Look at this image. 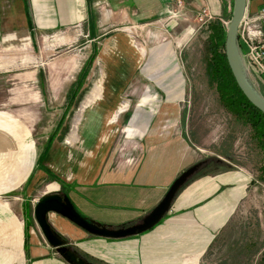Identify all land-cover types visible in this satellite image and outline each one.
I'll return each instance as SVG.
<instances>
[{"label": "crops", "instance_id": "crops-1", "mask_svg": "<svg viewBox=\"0 0 264 264\" xmlns=\"http://www.w3.org/2000/svg\"><path fill=\"white\" fill-rule=\"evenodd\" d=\"M9 2L5 12L0 0V46L15 40L20 45L22 37L21 45L33 53L26 60L30 72L22 77L31 87L23 89L20 103L44 112L47 125L56 115L60 134L46 140L42 156L27 136V147L11 163L17 172L5 173L0 196L20 198L22 207L16 208L23 217L14 223L11 206L0 205V264H15L21 253L16 264H67L34 219L33 207L45 194L64 193L83 219L118 229L140 222L198 163L162 220L141 234L105 239L56 214L48 222L90 264H230L231 258L256 264L264 256L256 181L223 158L197 159L202 151L188 144L180 127L188 101L181 53L195 32L190 22L203 9L211 20H221L232 13L234 0ZM248 3L252 11L264 7V0ZM38 37H45L40 56ZM81 37L89 51L61 52ZM75 119L84 127L81 141L78 127L72 130ZM69 143L79 144L73 150L65 147ZM7 164L1 172L10 171ZM46 172L61 184L48 182Z\"/></svg>", "mask_w": 264, "mask_h": 264}, {"label": "rangeland", "instance_id": "rangeland-1", "mask_svg": "<svg viewBox=\"0 0 264 264\" xmlns=\"http://www.w3.org/2000/svg\"><path fill=\"white\" fill-rule=\"evenodd\" d=\"M4 1L5 3L2 7H4V11L7 12L10 2L9 0ZM221 20L225 23L228 22L225 18H221ZM206 23H204L202 28L196 31V28L199 27L198 21L195 19V21L190 22V26L195 28V32L192 31V37L189 43L183 46V51L181 53L183 59L182 63L187 78L188 101H186L181 108L182 120L180 122V127L183 130V136L188 139L189 143H187L198 147L202 151V153L197 151V159L202 160L207 157H212L213 159H215L214 157L223 158L232 166L242 168L251 175L253 180L256 181L255 184L259 187L255 204L258 209L262 210V216H264V183L258 179L259 172H257V168L264 162V157L259 154L254 147L255 145L251 143L250 131L237 123L233 117L219 105L218 99L212 88L207 84L204 73L206 55L203 41L200 37V33L204 30ZM225 28L227 30V27ZM2 33H6L4 36H11V31H7L6 29H2ZM44 38L40 39V37H38L36 44L38 46L35 48V55L40 56ZM66 38H71V36L67 34ZM24 40L27 42L28 38L25 37ZM18 41L19 43L21 42L20 45L15 40L13 42H5L3 48L0 46V167L6 168L8 166V161L11 165L10 171H0V173H3L0 175V185L6 184L8 181L7 174L5 173L17 172H13L12 164L21 157L22 151L20 149L27 147L25 143L27 136L34 139L38 154L42 156L44 147L46 146V140L51 136H53V138L55 137V140H57L60 134V132H57L58 128L55 127L56 115L50 118L53 121L47 125L44 112H42L41 115V113L33 111V108H35L33 105H21L20 103L23 89L28 91V88L31 87L28 83L29 81H22V77L28 76L30 72L32 64L26 62V60L28 56L33 53L31 48H26L21 45L24 43L22 37H20ZM84 41L85 39L83 37L78 38L76 41L72 38V40H69L68 44L66 43L67 45L60 50L62 53L66 52V54H68L81 48L84 54L87 50L89 51L87 48L84 49L86 46L83 44ZM260 94L264 96L263 92ZM40 115L43 116V119L40 118ZM72 116L73 115H71L70 118H72ZM72 124V130L74 128L75 131L77 119H75ZM76 127H78L77 133L79 135V141H81L82 133L80 134V132L84 127ZM49 143L51 144V142ZM78 144L69 143L65 144V147L74 150ZM57 145L58 143L56 142L55 146ZM15 167L17 168V166ZM211 167L212 166H208L204 171H208ZM10 176L12 175L10 174ZM41 190H44V187L40 188L39 193ZM21 203L23 204L20 198L17 199L14 195L2 194L0 196V205H10L13 209L14 217L12 221L14 223H22L23 216L21 217V215L18 214L16 208V206L19 208L22 207ZM12 224H10L11 227ZM262 231L264 246V220ZM234 254L235 253H233V255ZM261 256L262 254L258 257L256 264H263L262 261H260ZM20 258L23 259L22 253L14 259L15 262L17 263ZM228 262H230V264H239V260L237 261L232 258ZM250 262L251 259L246 262V264Z\"/></svg>", "mask_w": 264, "mask_h": 264}, {"label": "water", "instance_id": "water-1", "mask_svg": "<svg viewBox=\"0 0 264 264\" xmlns=\"http://www.w3.org/2000/svg\"><path fill=\"white\" fill-rule=\"evenodd\" d=\"M247 1L248 0H234L233 2V12L226 31L224 54L226 55L227 63L229 69H231L234 81L238 85L242 94L256 109L264 114V98L247 80L245 69H243L242 65L241 55L238 50V42L236 40L237 30L239 27L238 24L247 11ZM201 165L202 163L195 164L193 167L181 173V175L178 176V178L169 187L168 192L159 205L152 209L149 214L144 216L140 222L135 223V225L112 229L108 227H101L92 222L89 223L80 216L70 203L69 198L64 193L45 194L33 207L34 219L35 222H37L46 242L67 264H90L82 258L77 251H74V249L53 230L48 222V215L50 213L65 218L75 226L84 230L90 236L93 235L105 239L132 237L150 230V228L154 227L162 220L164 215L169 210L172 200L181 190L180 188L193 177Z\"/></svg>", "mask_w": 264, "mask_h": 264}, {"label": "trees", "instance_id": "trees-1", "mask_svg": "<svg viewBox=\"0 0 264 264\" xmlns=\"http://www.w3.org/2000/svg\"><path fill=\"white\" fill-rule=\"evenodd\" d=\"M231 16L232 13L225 14L222 18L230 21ZM226 31L221 20L215 19L207 22L204 30L200 33L206 55L204 73L207 84L212 88L219 105L237 123L250 131L251 143L255 145L254 147L259 154L264 157V114L244 97L234 81L226 55L224 54ZM92 62L93 59L89 64L91 65ZM262 97L264 98V96ZM257 172H259L258 179L264 183V162L257 168ZM46 173L48 182L61 184L49 172ZM261 261L264 264V256L261 258Z\"/></svg>", "mask_w": 264, "mask_h": 264}, {"label": "built area", "instance_id": "built-area-1", "mask_svg": "<svg viewBox=\"0 0 264 264\" xmlns=\"http://www.w3.org/2000/svg\"><path fill=\"white\" fill-rule=\"evenodd\" d=\"M248 1L247 11L238 24L236 40L248 82L259 93H264V7L257 11L249 10ZM202 11L196 19L199 23L196 31L211 20L208 12L205 9ZM221 23L228 28L229 21L225 23L221 20Z\"/></svg>", "mask_w": 264, "mask_h": 264}]
</instances>
